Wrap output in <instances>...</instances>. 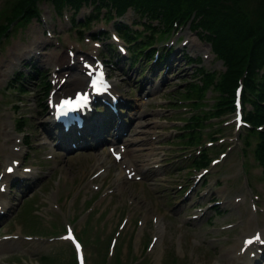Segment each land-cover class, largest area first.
Returning <instances> with one entry per match:
<instances>
[{
	"label": "rangeland",
	"instance_id": "rangeland-1",
	"mask_svg": "<svg viewBox=\"0 0 264 264\" xmlns=\"http://www.w3.org/2000/svg\"><path fill=\"white\" fill-rule=\"evenodd\" d=\"M17 2L0 0V26H8L0 27L6 28L0 36V177L8 163H22L10 177L18 181L14 191L9 179L0 180V194L10 206L0 217V264H76L68 230L84 244L87 264H237L241 257L246 264H264V251L241 255L235 246L257 229L264 237V155L257 153L256 131L236 128L230 112L218 117L213 110L218 93L209 84L223 73L229 53L218 46L221 35L210 46L197 30L179 28L177 63L162 67L160 83L146 94L130 87L139 68L130 76L117 70L122 91L133 100L122 117L125 133L120 137L131 152L118 163L108 148L97 153L89 145L67 144L68 150H60L51 138L56 135L49 110L40 105L48 101L52 87L40 83H51L54 73L64 77L67 69L82 72L81 57L103 47H94L87 29L80 34L69 27L67 16L58 17L49 2L39 3L40 18L29 25L24 26L25 17L11 22ZM228 2L247 17L259 5L257 0ZM89 14L79 20L86 22ZM191 17L194 25L207 23L196 6ZM112 24L101 19L92 27L111 31ZM182 52L187 54L183 62L178 58ZM39 69L49 78H41ZM18 71L26 76L17 87ZM258 131L263 133L264 125ZM27 132L28 146L23 143ZM240 136L244 144L237 140ZM211 138L215 141L208 145ZM87 139L91 137L80 138ZM90 152L97 154L96 160L85 156ZM103 159L107 177H96ZM206 159L203 173L199 166ZM211 159L219 161L212 164ZM131 165L137 172L127 178L125 169ZM144 165L149 167L145 173ZM139 173L149 178L139 180ZM258 240L264 249V238Z\"/></svg>",
	"mask_w": 264,
	"mask_h": 264
},
{
	"label": "trees",
	"instance_id": "trees-1",
	"mask_svg": "<svg viewBox=\"0 0 264 264\" xmlns=\"http://www.w3.org/2000/svg\"><path fill=\"white\" fill-rule=\"evenodd\" d=\"M229 0H195V5L197 7H207V10L205 14L213 15L216 13L215 10L218 11V15H221L222 11H231L230 15V20L236 18V15L238 14H243L240 10L239 7H237L235 4H231L228 2ZM259 2L258 9L251 14L249 17L243 18L242 21L246 22V27L245 31L240 33L234 41V49L241 50L245 48L248 44V41L250 38L252 40H261V45L264 44V36H256L255 33H264V0H257ZM225 4L223 8L219 7L218 5L213 6V4H219V3ZM250 24V26L248 25ZM257 49H261L260 45L255 46ZM253 54H249L250 59L253 57ZM244 62V60H243ZM244 75V74H243ZM249 80L257 85H260V79L259 77L256 76V74H250L249 75ZM260 92H262L261 88H258Z\"/></svg>",
	"mask_w": 264,
	"mask_h": 264
},
{
	"label": "snow or ice",
	"instance_id": "snow-or-ice-1",
	"mask_svg": "<svg viewBox=\"0 0 264 264\" xmlns=\"http://www.w3.org/2000/svg\"><path fill=\"white\" fill-rule=\"evenodd\" d=\"M101 79H102V76H101ZM95 86H96V82H93V87ZM87 100H88L87 95H77L74 101L71 99L66 100L62 102V104L60 105L61 113L66 114V110L72 111L75 108L82 107L87 104ZM9 171H11V169H9ZM68 238H71V233H69ZM257 239H260V237L257 236ZM248 243H251V241H248ZM77 248H79V245H77Z\"/></svg>",
	"mask_w": 264,
	"mask_h": 264
},
{
	"label": "bare ground",
	"instance_id": "bare-ground-1",
	"mask_svg": "<svg viewBox=\"0 0 264 264\" xmlns=\"http://www.w3.org/2000/svg\"><path fill=\"white\" fill-rule=\"evenodd\" d=\"M195 45V44H194ZM30 49V48H29ZM194 49V48H193ZM194 60V59H193ZM191 62V61H190ZM179 66V65H178ZM169 67V66H168ZM63 76V75H62ZM60 78H61V76H59ZM77 77L78 78H76V79H74V77H70V79H69V85H77L76 84V81H78V80H84L85 81V78L84 79H82L81 78V76L80 75H77ZM59 80V79H58ZM65 89V88H64ZM69 92V91H68ZM5 124V123H4ZM5 126V125H4ZM6 130H7V128H6ZM9 132V131H8ZM4 133H6L5 132V130H4ZM3 133V134H4ZM6 135V134H5ZM7 137V136H6ZM9 137H10V135H9ZM8 138V137H7ZM79 148V147H78ZM87 153V152H86ZM248 230V229H247ZM254 235H256V233L254 234ZM254 239H256V237H254ZM240 247V246H239Z\"/></svg>",
	"mask_w": 264,
	"mask_h": 264
}]
</instances>
